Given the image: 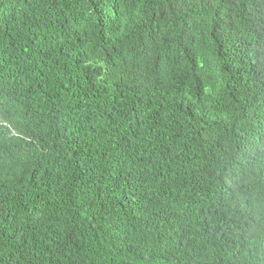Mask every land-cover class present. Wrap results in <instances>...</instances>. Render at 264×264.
Returning a JSON list of instances; mask_svg holds the SVG:
<instances>
[{
	"label": "trees",
	"instance_id": "16d2710c",
	"mask_svg": "<svg viewBox=\"0 0 264 264\" xmlns=\"http://www.w3.org/2000/svg\"><path fill=\"white\" fill-rule=\"evenodd\" d=\"M0 264H264V0H0Z\"/></svg>",
	"mask_w": 264,
	"mask_h": 264
}]
</instances>
